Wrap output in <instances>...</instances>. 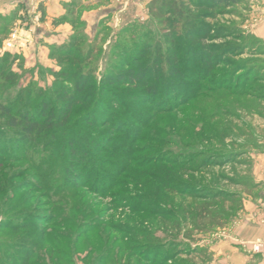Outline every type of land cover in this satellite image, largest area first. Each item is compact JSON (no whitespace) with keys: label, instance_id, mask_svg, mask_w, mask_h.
I'll return each instance as SVG.
<instances>
[{"label":"rangeland","instance_id":"1","mask_svg":"<svg viewBox=\"0 0 264 264\" xmlns=\"http://www.w3.org/2000/svg\"><path fill=\"white\" fill-rule=\"evenodd\" d=\"M32 3L40 7L36 0H16L10 4L9 14L0 13V105L12 108L18 121L25 115L38 120L47 103L52 109L47 110L43 119L50 111L54 119L61 118L64 104L57 96L59 91L73 89L76 77L89 69L94 70L98 81L104 73H119L124 60L154 39L144 34L153 32L156 37V25L150 20L144 0L115 1L118 12L110 16L108 24L101 25L95 38L86 34L80 51L74 50V55H81V60L75 62L63 58L57 50L53 52L51 48L47 52L42 48L38 31L44 23L43 11L40 10L42 23L35 34L22 33L32 28ZM220 22L239 37L233 45L240 54L232 56L223 68L222 75L229 78L223 80L220 76L217 82L231 90L239 84L240 92L233 95L222 91L193 98L196 86L203 90L209 84L193 82L191 77L181 87L178 82L163 78L156 84L160 95L156 101L154 98L136 104L124 93L122 102L126 109H121L109 99L101 100L106 108L104 113L111 108L126 124L125 136H112L113 149L107 153L101 151L98 141L110 139L112 134L89 128L85 123L95 108L93 100L77 107L66 121L61 120L62 127L52 132L35 131L30 142L23 145L22 127H12L7 119L0 120V264H147L146 259L149 264L167 259H172L168 264H203L204 256L193 258L192 252L189 257L188 251L204 249L208 253L219 241H232L231 232L242 221L240 211L229 224L207 233L193 231L190 217L179 233L157 228L156 218L143 210L146 201L157 205V196L140 198L143 189H135L133 181L141 172L122 173L128 163L126 152L120 150L131 149L132 158L139 161L161 155L178 163H193L200 152L241 155L224 169L214 167L200 174L211 183L221 175L241 178L239 166L250 167L252 156L264 152V100L248 96L258 89L254 79L264 77V0H242ZM14 30L29 42L22 48L8 49L6 44ZM92 47L96 54L87 60ZM254 66L259 72L244 85L247 71ZM151 81H156L154 76ZM217 82L212 84L217 86ZM127 90L130 89L122 88ZM258 92L261 91L255 94L259 95ZM97 115H102L100 109ZM122 123L118 124L119 130L123 129ZM69 144H75L73 161L81 160L79 165L70 164ZM70 173L80 175L78 184L69 180ZM88 173H92L91 178ZM172 180L177 186H186L189 181L193 185L190 176L184 181L177 177ZM226 182H219V187L228 190ZM259 196L264 209V196ZM174 200L177 205L184 204L177 197ZM190 203L188 200L186 205ZM260 224L264 225V218ZM256 243L250 244L252 253ZM179 252L188 262L175 258ZM261 253L263 249L255 254ZM205 259L204 264L209 262Z\"/></svg>","mask_w":264,"mask_h":264},{"label":"trees","instance_id":"2","mask_svg":"<svg viewBox=\"0 0 264 264\" xmlns=\"http://www.w3.org/2000/svg\"><path fill=\"white\" fill-rule=\"evenodd\" d=\"M241 2L242 0H151L147 5L148 15L156 25V37L153 32L144 34V36L150 35L154 39L139 47L138 51L129 59L124 60L125 65H121L123 69L119 73H104L98 81L95 78L94 70L89 69L87 73L76 77L73 89L67 87L57 94L59 100L64 104L60 109L59 116L61 118L59 119H54L53 111H50L47 118L43 119L50 108L47 103L42 108L43 114L38 120L25 115L21 117L20 121L13 115L12 108L0 105V120L7 119L12 127H22L23 133L20 142L23 145L30 142L29 137L35 131L52 132L55 128L62 127L64 123L61 120L65 118L66 121L77 107L93 100L96 103L95 108L91 109L90 116L85 119V123L89 128L108 130L112 134L110 139L98 141V147L103 153H107L113 149L111 148L114 141L112 136L119 133H123L125 136L126 124L120 122L121 117L113 110L111 112V108L107 114L104 113L106 108L104 109L101 100L109 99L112 104H118L121 109H126L122 102L124 93L127 94L129 100L136 104L142 100L154 98L156 101L160 98L156 84L163 78L178 82L181 87L186 85V81L191 77H193V82L199 81L200 84H209L204 85L203 90L200 89V85L196 86L193 89V98L198 97L199 94L208 97L222 91L237 95L240 92L239 84L237 88L231 90V88L223 86L217 81L220 76H223V80L229 78V75H222L223 68L229 64L232 56L236 57L240 54L236 52L238 49L233 45L234 42L239 41V37L235 35L234 31H229L228 27L220 21ZM39 8L42 11V8ZM84 27L83 22L75 23V33L66 43L67 45L52 47L53 52L57 50L63 58L79 62L81 55L80 53L74 55V50L80 51V46L86 40L87 35ZM63 47L64 49L61 50ZM95 54L94 47H92L86 55L88 56L87 60H92ZM73 63L74 61L70 65ZM258 72L257 66L247 71L244 85L252 78L253 74ZM153 76L156 79L154 83L151 81ZM214 80L217 82V86L212 84ZM254 80L258 84L255 93L261 92L260 94L258 92L259 95L249 93L248 96L264 100V77ZM123 87L130 90L122 91ZM98 102L101 103L97 105ZM99 109L102 111L100 116L97 115ZM117 122L123 124V129L119 130L120 125ZM74 146L75 144H69L70 164L79 165L81 160L73 161L77 151ZM80 149H82L81 146ZM86 149L83 150V159H86L88 155ZM120 150L126 152L128 163L127 168L122 173L126 171L130 173L132 170L141 172L138 175L139 180L133 181L135 189H143V197L140 198L147 200L148 195L157 196V205L146 201L143 210L148 212L151 217L156 218L157 228L164 231H168L170 228V232H181L183 223H187L189 217L192 221L193 231L200 233H207L229 224L231 218L241 210L243 198L237 191H229L219 187V182L227 181L231 185L243 187V191L247 194H252L259 188V185H256L248 177L230 179L221 175L213 178L212 183L201 177L214 167L221 169L227 163L235 162L241 156L237 153L200 152L193 163L191 161L178 163L175 159L171 162L161 155L151 157L146 161H139L132 158L134 152H131V149L123 147ZM201 173L202 175H200ZM70 174H68L69 180L78 184V176L80 175L76 177L72 173ZM188 176L193 178V185L189 181L186 186L178 183L177 186L172 180L173 177H177L184 181V178ZM87 177L91 178L92 173H88ZM174 197L181 199L184 204L177 205ZM188 200L191 203L186 205ZM169 203L171 205H166ZM165 206L168 208L166 209ZM192 252L193 258L197 255L207 258L208 255L204 249H193V251H188L189 257ZM180 256H182L181 252L177 253L175 257L180 258L179 262H188ZM205 258L202 261L203 264L206 262ZM146 260L149 264L150 260ZM168 261L171 262L172 259L161 260L157 264H168ZM193 264L198 263L193 261Z\"/></svg>","mask_w":264,"mask_h":264},{"label":"crops","instance_id":"3","mask_svg":"<svg viewBox=\"0 0 264 264\" xmlns=\"http://www.w3.org/2000/svg\"><path fill=\"white\" fill-rule=\"evenodd\" d=\"M13 1L16 0H0V13L9 14L10 4ZM36 1L44 15L42 29L38 31L41 37L40 44L49 52L52 47L65 45L69 41L75 33V23L78 21L85 24V33L90 38H95L100 32L101 25L108 24L110 16L118 12L116 3L120 0ZM144 1L147 6L151 0ZM122 8L121 10H125ZM251 160L250 167L243 164L239 166L241 171H238V176L250 178L256 185H259L260 191L256 190L252 195L246 194L243 187L231 185L229 182L224 183L228 186V190L230 188L242 195L243 205L240 210L242 221L233 231L229 228L230 225L227 227L229 233L232 231V238H230L232 241H219L211 247L207 255L209 262L206 264H264V248L263 253L255 254L252 253L250 246L257 241L264 243V225L260 224L264 218V209L259 204V194L264 196V152L254 154ZM224 168L225 166L221 169Z\"/></svg>","mask_w":264,"mask_h":264},{"label":"built area","instance_id":"4","mask_svg":"<svg viewBox=\"0 0 264 264\" xmlns=\"http://www.w3.org/2000/svg\"><path fill=\"white\" fill-rule=\"evenodd\" d=\"M30 26L32 25V30L28 29V30H23V32H25L26 34H30L32 35V33L35 34L36 30L38 27H40L41 23H42V13L39 9V6L37 4L32 3L31 7H30ZM21 32H18L17 30H14V32L12 33L10 40L7 42L6 46L8 49H16L18 48H22L24 43L29 42L28 39H24L22 38L20 35ZM263 243H261L260 241H258V243L254 244L253 246V250L255 253H259L262 251L263 249Z\"/></svg>","mask_w":264,"mask_h":264}]
</instances>
